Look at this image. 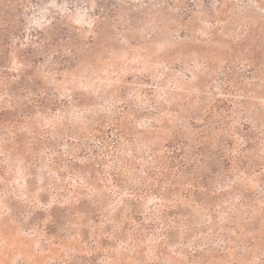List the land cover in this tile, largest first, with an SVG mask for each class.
<instances>
[{
  "label": "rangeland",
  "instance_id": "rangeland-1",
  "mask_svg": "<svg viewBox=\"0 0 264 264\" xmlns=\"http://www.w3.org/2000/svg\"><path fill=\"white\" fill-rule=\"evenodd\" d=\"M0 264H264V0H0Z\"/></svg>",
  "mask_w": 264,
  "mask_h": 264
}]
</instances>
